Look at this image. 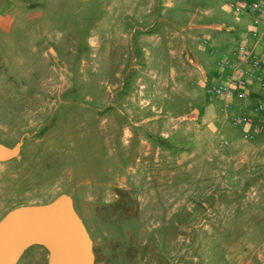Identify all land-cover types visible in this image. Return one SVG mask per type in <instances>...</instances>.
<instances>
[{
	"label": "rangeland",
	"instance_id": "374dc122",
	"mask_svg": "<svg viewBox=\"0 0 264 264\" xmlns=\"http://www.w3.org/2000/svg\"><path fill=\"white\" fill-rule=\"evenodd\" d=\"M118 9L0 0V141L23 138L0 162V217L67 193L93 264H264V175L219 152L233 109L207 93L234 35L139 31ZM47 257L32 245L16 264Z\"/></svg>",
	"mask_w": 264,
	"mask_h": 264
},
{
	"label": "crops",
	"instance_id": "0c3cea01",
	"mask_svg": "<svg viewBox=\"0 0 264 264\" xmlns=\"http://www.w3.org/2000/svg\"><path fill=\"white\" fill-rule=\"evenodd\" d=\"M118 1L119 9L117 10V16L119 18L135 19V27L139 31H151L154 28L161 27V25L176 30L194 31L198 29L206 31L209 28L218 29V27H221L219 29H222L226 25L228 28H225V30L234 35V39L228 46L229 50L226 54L234 52L236 37L244 30H247L249 26L248 18L235 21L230 17L231 13L225 5V0ZM177 17H182L183 20L180 22ZM21 25L23 26V22ZM259 30L260 36L255 50L264 58V24L260 25ZM184 50L185 46L182 48L181 54L184 53ZM179 55L180 51H175L173 58H177ZM260 98H264V93L257 87H254L252 96L245 102H236L232 107L233 111L229 115L226 114V116L229 117L233 114L245 112L254 118L255 123L262 125V130L254 127V123H240L233 126L234 130L230 134L229 139L227 138L229 141L227 147H222L221 141L216 145L220 153L222 148L229 149V162L232 163L235 171H238L241 166H245V179L264 175V150H262L264 149V122L259 123L260 114L255 110V102ZM216 126L220 128H233L231 127V123L224 120H219ZM248 134H252V136L248 137ZM232 176L238 178L240 175L233 173ZM242 187V185L236 186L239 189Z\"/></svg>",
	"mask_w": 264,
	"mask_h": 264
},
{
	"label": "water",
	"instance_id": "95a60500",
	"mask_svg": "<svg viewBox=\"0 0 264 264\" xmlns=\"http://www.w3.org/2000/svg\"><path fill=\"white\" fill-rule=\"evenodd\" d=\"M23 138L0 141V162L19 155ZM32 245L44 247L47 264H93V241L72 197L60 193L44 203L16 206L0 218V264H16Z\"/></svg>",
	"mask_w": 264,
	"mask_h": 264
},
{
	"label": "built area",
	"instance_id": "2783aa9c",
	"mask_svg": "<svg viewBox=\"0 0 264 264\" xmlns=\"http://www.w3.org/2000/svg\"><path fill=\"white\" fill-rule=\"evenodd\" d=\"M225 5L235 21L249 19L248 29L235 39L234 52L217 60L212 81L207 86V93L221 98L223 107L230 109L236 102L248 100L254 87L264 93V58L255 50L260 36L259 27L264 24V0H225ZM199 38L201 44L209 43L208 38ZM255 110L260 114L259 123L264 122V98L255 102ZM230 121L233 125L254 123V127L262 130V125L255 123L254 118L245 112L231 115ZM247 136L251 137L252 134ZM220 144L227 147L229 141L222 139Z\"/></svg>",
	"mask_w": 264,
	"mask_h": 264
},
{
	"label": "flooded vegetation",
	"instance_id": "af4514ba",
	"mask_svg": "<svg viewBox=\"0 0 264 264\" xmlns=\"http://www.w3.org/2000/svg\"><path fill=\"white\" fill-rule=\"evenodd\" d=\"M42 247V246H41ZM44 248V247H43ZM45 249V248H44ZM46 250V249H45ZM47 252V251H46ZM48 254V253H47ZM35 258H37V256H35Z\"/></svg>",
	"mask_w": 264,
	"mask_h": 264
}]
</instances>
